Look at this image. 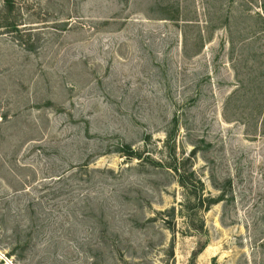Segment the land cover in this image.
<instances>
[{
	"label": "rangeland",
	"instance_id": "rangeland-1",
	"mask_svg": "<svg viewBox=\"0 0 264 264\" xmlns=\"http://www.w3.org/2000/svg\"><path fill=\"white\" fill-rule=\"evenodd\" d=\"M0 264H264V0H0Z\"/></svg>",
	"mask_w": 264,
	"mask_h": 264
}]
</instances>
